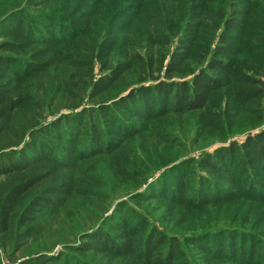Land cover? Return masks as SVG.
<instances>
[{
  "label": "trees",
  "instance_id": "obj_1",
  "mask_svg": "<svg viewBox=\"0 0 264 264\" xmlns=\"http://www.w3.org/2000/svg\"><path fill=\"white\" fill-rule=\"evenodd\" d=\"M262 9L0 0V264H195L188 247L213 263L252 240L210 235L208 252L197 238L249 214L240 204L264 235V199L246 194L264 197Z\"/></svg>",
  "mask_w": 264,
  "mask_h": 264
},
{
  "label": "rangeland",
  "instance_id": "obj_2",
  "mask_svg": "<svg viewBox=\"0 0 264 264\" xmlns=\"http://www.w3.org/2000/svg\"><path fill=\"white\" fill-rule=\"evenodd\" d=\"M264 14V9H262V11H260ZM126 19H119L118 21H124ZM250 26H252L251 28V34L249 35V38H253L255 44H257V41H256V34L258 35L257 37L260 38L261 36H263V30L261 28V23H256L255 20L252 21L250 23ZM247 30H250L249 28ZM258 47V45H256ZM262 57H263V60H264V54H261ZM261 86H262V90H263V93H264V70L261 74ZM263 102H264V97H263ZM245 136V133L243 134H239L235 137H233V140H237V141H241L243 140V137ZM230 141V140H228ZM227 141V142H228ZM221 146L219 145H215L213 147H209V151H211L212 149L216 150L217 148H219ZM201 148H194L192 149V154L191 156H197L198 154V151L200 150ZM185 157H183L184 159ZM192 168H194L193 166L190 168L192 170ZM187 170V166H182L180 167L177 172H183L185 173ZM177 172H174V173H168V179L170 178H176L177 180H181V175H179ZM161 172H158L155 177H157ZM154 177V178H155ZM154 178L150 179L149 182H151ZM147 187V185H146ZM145 186H143L139 192L142 193L145 189H146ZM228 187L231 189V191L233 192V186L232 185H228ZM250 190V189H249ZM248 190V191H249ZM151 194L152 193H147L143 198H146L147 200H149V198L151 197ZM247 195L250 194V196L252 198H263L264 197H259L258 193H255V191H251V192H248L246 193ZM232 193L230 194H224L223 192L221 191H215V192H211V196L213 199H221V200H233V195ZM129 196L127 197H123L121 199V202L124 201V200H127ZM226 198V199H225ZM129 204L132 205V206H135L137 208H143V206L145 208H148L150 212H153L154 211V207L153 206H150L149 204V201L147 203H142L140 204L139 202H135V201H129ZM154 204V203H153ZM235 204H238V203H235ZM169 205H165V208H167ZM234 206V205H233ZM234 208H236L238 211H241L242 208L244 213H249L251 214V212L248 210H246L247 208H245L243 205L240 204L239 207H236L234 206ZM161 213H157L156 215H154L155 217H151L150 218L154 221V224L157 225L158 228H161L163 229V225L160 223V221H158L157 219V216L160 215ZM249 214H244L242 215V218L239 219V221H233V225L231 226H226L224 225L223 223H217L216 226H214V231L212 233L210 232H201L199 236H197V238H207L202 242V244L204 246H207L208 247V252L209 251H212L215 247H214V241L212 239H209V236L212 235L214 236L215 238H220L222 235H234L235 233L237 232H243L242 233V239L244 238H251L252 240H246V241H241V242H238L237 239H235L233 241V243L229 244V243H225L222 247V254L220 255V258L221 260L219 261H216V262H213V263H208L206 260L204 259H199V258H202L203 255H198L199 251L198 250H195V249H192L191 247H188L189 251H188V256L189 258L192 260V261H195L196 263L195 264H262V261H260V257H257L256 254L252 253L251 252V249L253 246L256 245L255 242H258L259 240H263L264 239V235H262L257 229L251 227L253 225L252 223V219H253V216L252 215H249ZM154 218V219H153ZM210 230V229H209ZM200 230L194 228L193 231H190L191 233L192 232H198ZM232 247H233V250H232ZM242 248V250H241ZM263 252H264V248L261 249ZM3 261H6V260H3Z\"/></svg>",
  "mask_w": 264,
  "mask_h": 264
},
{
  "label": "built area",
  "instance_id": "obj_3",
  "mask_svg": "<svg viewBox=\"0 0 264 264\" xmlns=\"http://www.w3.org/2000/svg\"><path fill=\"white\" fill-rule=\"evenodd\" d=\"M18 262H12V263H9L7 261H2V264H17Z\"/></svg>",
  "mask_w": 264,
  "mask_h": 264
}]
</instances>
